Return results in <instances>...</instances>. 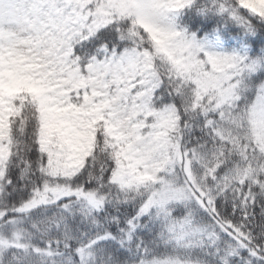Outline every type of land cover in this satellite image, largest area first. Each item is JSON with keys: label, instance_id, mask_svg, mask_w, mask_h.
I'll list each match as a JSON object with an SVG mask.
<instances>
[{"label": "snow or ice", "instance_id": "obj_1", "mask_svg": "<svg viewBox=\"0 0 264 264\" xmlns=\"http://www.w3.org/2000/svg\"><path fill=\"white\" fill-rule=\"evenodd\" d=\"M0 264H264V0H0Z\"/></svg>", "mask_w": 264, "mask_h": 264}]
</instances>
